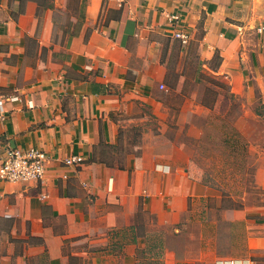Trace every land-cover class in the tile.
<instances>
[{"label": "crops", "instance_id": "obj_1", "mask_svg": "<svg viewBox=\"0 0 264 264\" xmlns=\"http://www.w3.org/2000/svg\"><path fill=\"white\" fill-rule=\"evenodd\" d=\"M251 4L129 0L102 33L85 41L84 24L62 42L60 0H0V158L8 147H39L49 157L40 182L0 185V264H135L156 255L161 264H264V224L238 204L224 206L202 177L218 174L215 160L165 135L137 140L122 163L100 157L97 147L114 144L116 128L99 83L83 81L104 59L119 65L103 53L108 35L117 32L113 44L127 54L148 21L190 37L201 26L203 43L239 56L254 37ZM72 156L83 161L67 164Z\"/></svg>", "mask_w": 264, "mask_h": 264}, {"label": "rangeland", "instance_id": "obj_2", "mask_svg": "<svg viewBox=\"0 0 264 264\" xmlns=\"http://www.w3.org/2000/svg\"><path fill=\"white\" fill-rule=\"evenodd\" d=\"M251 1L254 37L239 56L231 48L224 56L221 48L203 43L201 26L183 43L148 21L139 27V41L127 44V54L113 44L119 34L108 35L103 53L119 65H108L104 59L105 67L92 71L85 67L94 77L86 73L82 77L99 83L111 108L106 118L116 128L117 141H103L97 147L101 158L122 163L134 152L137 140L146 144L160 135L186 143L201 160L211 158L220 166L218 174L202 177L218 189L224 206L238 204L250 219L264 224V0ZM60 4L55 38L62 42L84 24L86 41L124 15L123 8L100 0H60ZM64 14L67 28L59 32ZM257 107H262V115ZM130 238L118 239L116 251ZM103 262L130 264L107 258ZM135 264H161L160 256L143 257Z\"/></svg>", "mask_w": 264, "mask_h": 264}, {"label": "built area", "instance_id": "obj_3", "mask_svg": "<svg viewBox=\"0 0 264 264\" xmlns=\"http://www.w3.org/2000/svg\"><path fill=\"white\" fill-rule=\"evenodd\" d=\"M102 1L105 3H113L120 7L129 2V0ZM172 19L177 20L178 16H172ZM174 35L183 43L189 40V35L183 31H177ZM48 161V154L39 147H30L27 149L8 147L5 150V154L0 158V185L6 183H38L43 180L46 174ZM82 161V157L72 156L66 160V163L72 165L81 163ZM218 264H236V261L229 259L220 261Z\"/></svg>", "mask_w": 264, "mask_h": 264}, {"label": "trees", "instance_id": "obj_4", "mask_svg": "<svg viewBox=\"0 0 264 264\" xmlns=\"http://www.w3.org/2000/svg\"><path fill=\"white\" fill-rule=\"evenodd\" d=\"M256 112L257 114L262 115L263 114L262 107H257Z\"/></svg>", "mask_w": 264, "mask_h": 264}]
</instances>
